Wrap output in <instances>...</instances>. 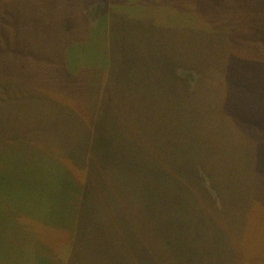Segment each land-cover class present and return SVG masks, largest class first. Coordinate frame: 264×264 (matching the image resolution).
Wrapping results in <instances>:
<instances>
[{"label":"rangeland","instance_id":"obj_1","mask_svg":"<svg viewBox=\"0 0 264 264\" xmlns=\"http://www.w3.org/2000/svg\"><path fill=\"white\" fill-rule=\"evenodd\" d=\"M93 133L160 155L197 138L203 264H264V0H0V264L157 261L155 203L146 225L140 200L118 220L91 197L74 237L32 200V164L82 187L96 156L71 152Z\"/></svg>","mask_w":264,"mask_h":264},{"label":"trees","instance_id":"obj_2","mask_svg":"<svg viewBox=\"0 0 264 264\" xmlns=\"http://www.w3.org/2000/svg\"><path fill=\"white\" fill-rule=\"evenodd\" d=\"M124 16L129 17L127 13ZM191 118L194 119V116ZM192 128L194 131V127ZM100 136L102 138L99 140ZM86 137L88 145L80 146L84 150L77 153V160L75 153L71 152L78 165L85 161L88 155L86 152L91 150L96 156L92 159L89 174H86L82 187L73 184L70 170L69 172L67 169L53 168L49 165L44 167V163L41 166L32 164L30 167L32 185L30 193L33 201L42 204V212L66 222L70 217L73 218L75 237L82 232L84 221L91 220L92 214H98L96 206L89 207L88 201L91 197L95 201L110 200V203L105 205V210L112 209L118 212V208L121 207L119 215L113 211L107 213L114 215L118 220L129 217L124 209L123 197L127 195L135 201L140 200L146 210L143 219L146 225L150 221V205L155 203L158 245L156 260L172 264H203V151H193L197 138L192 139V142L182 139L185 148L164 151V154L160 155L157 151L109 152L103 147L110 146L111 139L119 145L118 141L123 137L113 136L106 139L103 135L95 133ZM186 149L190 150L185 151ZM198 157L202 158V162L201 159L196 160ZM105 160L113 164L110 167L111 184L105 182L102 176L101 166ZM40 168L44 171H38ZM25 170L16 168L17 176ZM99 176L102 177L104 184L101 189L98 188V184L96 185ZM88 183L94 187L92 193L88 191ZM76 193L80 198L73 211L70 201L77 196ZM162 247L166 249L160 251L159 248Z\"/></svg>","mask_w":264,"mask_h":264}]
</instances>
